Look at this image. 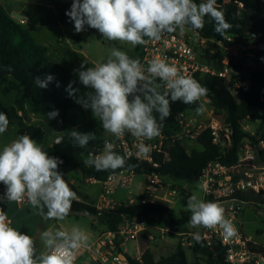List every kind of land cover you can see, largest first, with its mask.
I'll return each mask as SVG.
<instances>
[{"label": "clouds", "instance_id": "9594fccd", "mask_svg": "<svg viewBox=\"0 0 264 264\" xmlns=\"http://www.w3.org/2000/svg\"><path fill=\"white\" fill-rule=\"evenodd\" d=\"M66 15L74 22L77 33L84 31L87 25L97 29L109 41L126 42L133 47L152 40L159 41L164 33H174L177 29L180 32L186 28L202 29L206 16L212 18L214 31L222 37L232 27L224 12L218 10L217 0L199 4L194 0H73ZM75 71L80 83L89 89L76 97V102L85 109H91L104 131L114 138L119 139L127 132L139 140L138 157L150 153L151 146L144 140H152L161 134L162 122L171 115V103L193 104L208 93L200 82L181 74L177 67L163 59L151 60L145 69L139 58H131L115 47L110 50L106 61L86 70L81 64ZM157 78L162 85L156 83ZM53 79L52 75L43 79L37 76L35 85L47 88ZM161 86L163 92L159 91ZM67 90L70 95L78 91L73 90L71 84ZM203 108L204 105L200 104L197 113ZM154 113L159 114L160 123ZM58 115V110L47 114L48 119H55ZM8 126L7 115L0 112V134ZM62 137L58 138L57 144L61 143ZM70 137L76 146L84 149L96 135L73 129ZM115 148L114 142L106 140L102 154L95 155L90 151L84 160L85 166H92L97 171L124 168L125 157L114 151ZM61 163L63 161L49 156L29 135H19L0 150V183L6 186L4 198L8 202L26 199L45 219L64 220L69 215L72 202L78 197L65 181L63 173L58 171ZM186 207L191 213V228H219L226 241L237 236L238 231L226 217L221 203L206 202L193 194ZM11 223L5 212L0 210V264H74L76 251L89 244V236L78 226H73L70 231L44 230L39 239L45 250L38 252L35 239L12 227ZM192 236L197 243L201 242L199 231L193 232Z\"/></svg>", "mask_w": 264, "mask_h": 264}, {"label": "trees", "instance_id": "16d2710c", "mask_svg": "<svg viewBox=\"0 0 264 264\" xmlns=\"http://www.w3.org/2000/svg\"><path fill=\"white\" fill-rule=\"evenodd\" d=\"M194 2L199 4L206 0H194ZM72 3L73 0L56 7V18L58 22L74 27V22L66 15V12L71 10ZM217 8L224 12L226 21L232 25L226 31L225 36L222 37L214 31L215 22L208 16L204 18L202 29H188L194 31L200 39L205 40L203 53L199 55L201 62L220 70L221 62L225 57L224 48L240 45L256 47L251 52L259 65L251 73L248 82L247 78L239 72L231 75L228 86H235L236 104L234 107H229L219 96L211 97L210 106L214 110V116L223 124L228 125L231 130L232 147L228 154L224 157L220 156L217 147L211 143L209 132L204 131L197 139L201 149L187 151L184 145L175 144L169 150L170 160L168 162L162 163L161 155L154 156L157 167L140 163L132 158H125L126 164L122 169L97 171L92 166L86 167L81 156L83 152L87 151V148H91L94 152L104 149L105 140L96 137L89 142L86 148L82 149L74 144L71 137H67L57 145L45 147L43 141L47 136L46 131L40 126L29 124L26 120L25 103L30 102V111L34 114H48L53 110H58L59 115L53 119L54 123L63 130L70 129L74 125V119L70 112L76 109H85L76 102V97L82 96L89 89H86L68 69L50 61L46 57V49L36 44L22 26L15 22L0 5V86H3L1 95L6 96L13 90L20 91L14 105L4 106L0 101V112L7 115L9 124H15L19 128L21 135H29L42 146L49 156L58 157L63 161L58 165V171L63 173L65 181L78 197L72 202L69 215H88L105 232H116L123 219L152 215L163 216L165 226H169L175 231L185 230L189 226L191 215H182L176 219L173 212L167 207L152 202L120 204L112 209L97 211L93 201L70 183L68 176L77 173L81 179L93 178L97 182H102L109 174L127 169L133 171L136 176L160 175L174 182L192 183L200 178L202 170L211 161H218L224 166L234 165L237 161L239 148L245 139L256 143L257 137L264 138V45H262L264 43V0H229L228 3L217 0ZM85 29L94 30L87 25H85ZM249 33H255L256 38L252 39ZM228 38L230 41L227 40ZM138 48L139 45L136 46V52ZM47 75H52L53 81L48 84L47 88H38L35 85V77L39 76L43 79ZM194 79L208 89L207 96L211 94L215 81L213 77L195 76ZM69 84L72 85L73 90L78 91H73L70 95L67 90ZM159 85H162L161 81H159ZM159 91H164L163 86L159 88ZM199 106V101L193 104H184L181 101L171 103V115L162 122L161 131L166 133L176 131L178 129L177 116L183 112H196ZM154 115L160 123L159 114L154 113ZM243 120H248L251 123L258 122L254 135L242 131L239 122ZM256 162L264 165V149L257 152ZM189 197L188 194L184 196L185 204ZM146 198L147 195L144 194L138 199ZM234 198L242 203L243 207L252 206L256 211H260L264 206V195L245 192L237 194ZM148 236L147 231L138 234L137 247L141 255L139 259H135L124 254L128 264H190L179 243L172 253L155 259L147 246ZM216 249H218L217 252ZM258 251L264 252V247H259ZM190 252L195 260L193 264H197V261L201 260L204 264H230L225 261L221 248L215 245L208 246L204 241L200 243L194 241Z\"/></svg>", "mask_w": 264, "mask_h": 264}, {"label": "rangeland", "instance_id": "374dc122", "mask_svg": "<svg viewBox=\"0 0 264 264\" xmlns=\"http://www.w3.org/2000/svg\"><path fill=\"white\" fill-rule=\"evenodd\" d=\"M72 0H0V5L4 10L10 13L14 19L22 21V28L28 32L34 42L46 49V57L57 64L62 65L79 80L78 72L74 67L80 69L81 64H84L85 70L95 64L106 61L110 50L115 47L121 51L126 52L131 58L136 57V46L121 41H109L103 38L102 34L97 30L85 29L77 33L75 27L62 24L56 18V7L62 6ZM82 1V0H81ZM185 38H191L192 44L199 57L203 53L205 42L194 35L191 31L186 29L180 32ZM224 51V50H223ZM249 50L235 49V47H228L224 51L226 61L229 64L230 72L227 79L224 81L215 80L212 92L205 97L211 102V97L219 96L229 107H234L236 100L234 97V87L228 86L231 75L239 72L247 78V82L251 77V73L259 67L256 59L251 57ZM74 70V71H73ZM77 70V69H76ZM9 86V85H8ZM3 86H0V101L4 106L14 105L15 99L19 97L20 91L13 90L6 96L1 95ZM26 120L31 125L42 127L47 136L43 141V146L49 147L54 144L57 138L64 136L70 137V131L75 129L81 133H94L96 137L103 140H115V138L102 129L99 118H95L92 111L88 109L72 110L74 125L67 130L61 129L53 119H48L47 114H34L30 111L31 103H25ZM210 108L205 106L199 114L191 113L189 118L197 124L205 125L209 117ZM242 131L254 135L258 122L251 123L248 120L239 122ZM21 132L15 124H9L7 130L0 134V150L5 145L16 139ZM247 140V139H245ZM249 141V140H247ZM251 144L254 142L249 141ZM182 145L187 151L192 149H201L197 141L183 140ZM255 149V148H254ZM104 149L96 150L95 153L102 154ZM118 152V151H117ZM82 159L88 158V150L82 153ZM69 179L74 184H80L83 180L79 174L72 173ZM100 185L91 186L87 189L89 192L97 193ZM174 192V193H173ZM147 193L146 182L143 176H134L131 183L127 187H121L116 190L113 195V200L116 205L128 204L129 199L133 202L140 196ZM168 193H172L168 195ZM197 195L203 200V192L198 181L188 183L185 181H171L168 178H162L159 184V189L153 194L148 193L152 202L163 205L171 210L176 219L182 215H191L187 210V204L183 201L186 195ZM0 210H3L10 219L11 226L17 230L32 236L35 239L36 248L38 252L44 251L43 242L39 239L38 229L40 224V215L36 208L30 204L19 205L16 202L3 201L0 202ZM241 230L243 234L250 239L256 247H264V212L262 210L256 211L252 206H244L241 212ZM93 219L88 215H69L64 220L51 219V221L42 230L70 231L73 226H78L85 232L90 230ZM147 232L149 235L147 246L152 252L155 259L165 257L172 253L178 245V237L169 232L163 231L165 226V218L161 215H152L146 217ZM41 231V232H42ZM104 230L100 229L98 233ZM124 254L130 258L140 257L137 244L134 241H127L122 247ZM187 261L190 264L195 262L191 255L190 249L184 248ZM82 264V262H78ZM197 264H204V262L197 261Z\"/></svg>", "mask_w": 264, "mask_h": 264}, {"label": "built area", "instance_id": "2783aa9c", "mask_svg": "<svg viewBox=\"0 0 264 264\" xmlns=\"http://www.w3.org/2000/svg\"><path fill=\"white\" fill-rule=\"evenodd\" d=\"M228 3L229 0H221ZM241 8L242 5L240 4ZM190 31V30H189ZM194 35L197 34L191 31ZM252 39L256 38L255 33H249ZM145 39H148L147 37ZM202 42L205 40L201 39ZM230 41V38L227 39ZM264 45V43H262ZM231 47V46H230ZM235 49L249 50L251 57L254 54L251 50L256 47H246L234 45ZM228 47L224 48L227 51ZM139 58L141 64L146 69L151 60L159 58L163 59L170 65L177 67L181 74L195 76H209L215 80L224 81L228 78L230 67L226 61V57L221 62V69L216 70L201 62L197 52L192 44L191 38H185L177 29L174 33H164L159 41H149L145 45H139L136 57ZM159 78L156 83L159 85ZM132 97H129L131 100ZM204 107L210 108L209 121L205 125L194 123L189 115L196 113L193 111L180 113L176 118L177 130L169 133L161 131V134L152 139L144 140V143L151 146L148 156L136 155L139 140L130 133H125L119 139L111 140L114 142L120 155L126 159H135L140 163H147L152 167H157L154 156L161 155V162L166 163L170 160L169 150L175 144H182L183 140L197 141L198 137L208 131L211 137V143L218 149V154L222 157L228 154L232 147L231 130L228 125L223 124L216 116H214L213 108L206 97H202L199 101ZM257 142L251 144L244 140L239 148L237 161L232 166H224L218 161L209 162L202 170L200 183L203 200L208 202H219L225 207V215L230 219L238 234L234 238L224 240L219 228L216 229H193L188 226L185 230L175 231L171 227L166 226L163 231L173 233L178 237V242L182 249H190L194 243L192 233L199 231L202 239L208 246H218L222 249L225 261L230 264H264V252H259L249 238H247L241 230L240 215L243 205L234 197L237 194L251 192L258 195H264V165L256 162L257 152L264 149V138L257 137ZM255 148V149H254ZM90 152V151H89ZM88 152V154H89ZM93 152L95 155L98 153ZM136 176L131 170H121L109 174L101 183V191L97 202L94 204L97 211L112 209L117 206L114 203L113 195L117 189L127 187L132 178ZM146 182V199L135 200L129 199L128 204H138L144 202H152L148 193L153 194L159 189V184L163 178L160 175H144ZM95 182L93 178L88 179ZM6 186L0 183V202L7 201L5 197ZM174 193V192H173ZM172 193H168L171 195ZM19 205L30 204L26 199L16 202ZM154 203V202H152ZM264 212V206L261 207ZM264 225V219H262ZM146 217H136L132 219H123L116 232H104L95 240L89 242L87 247H82L75 253L74 264L82 262V264H128L121 250L127 241L137 242V236L140 232L147 230Z\"/></svg>", "mask_w": 264, "mask_h": 264}, {"label": "crops", "instance_id": "0c3cea01", "mask_svg": "<svg viewBox=\"0 0 264 264\" xmlns=\"http://www.w3.org/2000/svg\"><path fill=\"white\" fill-rule=\"evenodd\" d=\"M7 13H8V12H7ZM8 14H9V16H10L15 22H17L18 24L22 25V21H21V20H18V21H17L16 19L13 18V16H12L10 13H8ZM27 33H28V32H27ZM72 69L76 70V69H78V68L74 67V68H72ZM74 70H73V71H74ZM72 74L74 75V72H73ZM87 150H88V152H89V151H93L91 148H87ZM75 174H76V173H75ZM68 178H69V176H68ZM82 180H83V182L81 181L79 185H78V184L76 185V184L73 183V181H71V180L69 179L70 183H72V184H73V185H74L79 191H81L82 193L86 194V195L90 198V200H92L93 203L95 204V203L97 202L98 198H99V195H100V191H101V183H100V182H97V181H95V182H91V181H89L88 179H82ZM98 184L100 185V187L98 188L97 193H92V192H89V191L87 190V189H89V190L91 191V190H92V189H91V186L98 185ZM92 191H93V190H92ZM240 219H241V216H240ZM40 221H41V219H40ZM100 229L103 230V228H102L101 226H98V225L95 223V221L93 220V221H92V225H91V227H90V230L86 232L87 235L89 236V242L95 240L99 235H101L102 233L105 232V231H103L102 233H98ZM148 239H149V236H148ZM136 244H137V242H136ZM140 254H141V253H140ZM135 259H139V258L136 257Z\"/></svg>", "mask_w": 264, "mask_h": 264}, {"label": "water", "instance_id": "95a60500", "mask_svg": "<svg viewBox=\"0 0 264 264\" xmlns=\"http://www.w3.org/2000/svg\"><path fill=\"white\" fill-rule=\"evenodd\" d=\"M65 139H66V138L63 136V137H62V141H64ZM57 140H58V138L54 141V145H57ZM62 141H61V142H62ZM37 210H38V209H37ZM44 211L46 212L47 209L45 208ZM38 212H39L40 219H41L40 224H39V229H38V234H40L41 231L45 228V226L51 221V219H48V220L45 219L44 217H42V215H41V213H40L39 210H38ZM215 251L217 252L218 249H216ZM121 256H122L123 259H126V257H125L124 255H121Z\"/></svg>", "mask_w": 264, "mask_h": 264}]
</instances>
